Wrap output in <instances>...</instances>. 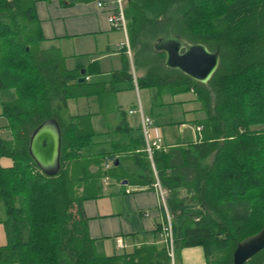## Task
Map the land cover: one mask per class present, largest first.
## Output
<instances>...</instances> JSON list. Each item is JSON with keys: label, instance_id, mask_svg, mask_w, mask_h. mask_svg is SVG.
<instances>
[{"label": "trees", "instance_id": "obj_1", "mask_svg": "<svg viewBox=\"0 0 264 264\" xmlns=\"http://www.w3.org/2000/svg\"><path fill=\"white\" fill-rule=\"evenodd\" d=\"M33 2L0 0V90L14 91L2 103L11 139L0 135V156L13 163L0 166L6 234L0 264H172L165 243L107 256L88 237L77 190L89 176L81 156L89 145V119L64 113L69 98L91 88L58 52L40 49ZM129 2L124 12L136 24L132 33L181 37L220 56L207 84L166 69L163 54H156L142 77L127 69L116 76L172 94L195 92L206 111L198 141L154 150V168L177 211L171 221L174 248L199 245L210 264H232L238 242L264 227V0ZM48 118L61 129L54 176L44 175L28 153L32 131ZM137 155L141 171L133 182L152 186L147 153ZM244 264H264V248Z\"/></svg>", "mask_w": 264, "mask_h": 264}, {"label": "crops", "instance_id": "obj_2", "mask_svg": "<svg viewBox=\"0 0 264 264\" xmlns=\"http://www.w3.org/2000/svg\"><path fill=\"white\" fill-rule=\"evenodd\" d=\"M98 1L105 6H98ZM129 3L124 0L125 9ZM113 6V0L33 2L42 35L40 49L58 52L68 69H79V77L83 68L84 81L90 84L87 94L67 100L64 117L87 115L89 119V145L81 152L82 159L88 162L83 174L89 176L77 192L87 235L96 249L107 256L131 253L145 244L161 245L164 240L158 228L166 223L167 215L172 221L177 213L170 205L171 192L160 184L161 193L154 186L158 177L153 155L151 160L147 154L150 175L155 179L152 186L133 182L141 171L137 154L145 150L141 114L152 120L151 133L160 135L163 148L156 150L161 151L197 142L201 132L198 121L206 117L192 90L172 94L168 89L141 87L135 79L116 76L123 69L135 78L144 76L156 54L165 57L163 51L155 49L156 41L168 37H160L158 32L136 35L132 33L136 24L130 18L126 19L125 30L112 29L107 18ZM121 43L124 44L120 46ZM13 93V89L0 90V135L6 139H11V134L2 115V103ZM113 160L116 168L105 165ZM12 163L10 157L0 156V166L9 167ZM184 194L182 190L181 195ZM2 214L0 202V217ZM5 242L3 226L0 244ZM180 250L179 261L173 256L172 264H210L202 246Z\"/></svg>", "mask_w": 264, "mask_h": 264}, {"label": "water", "instance_id": "obj_3", "mask_svg": "<svg viewBox=\"0 0 264 264\" xmlns=\"http://www.w3.org/2000/svg\"><path fill=\"white\" fill-rule=\"evenodd\" d=\"M155 49L164 52V65L180 71L185 76L207 84L219 65L218 52L210 50L203 43H192L181 37L160 38ZM79 82L85 80V70H80ZM28 153L39 170L46 176H54L60 170L61 129L55 118L41 122L31 133ZM264 248V227L251 236L242 239L232 254V264H244Z\"/></svg>", "mask_w": 264, "mask_h": 264}, {"label": "built area", "instance_id": "obj_4", "mask_svg": "<svg viewBox=\"0 0 264 264\" xmlns=\"http://www.w3.org/2000/svg\"><path fill=\"white\" fill-rule=\"evenodd\" d=\"M98 6L103 7L105 4L102 1L97 2ZM114 6L111 8L108 14V23L112 29H121L125 30L126 28V17H125V5L124 0H113ZM124 43H121L122 46ZM141 113V111H140ZM142 128L145 137V151L147 152L149 158L152 160L153 151L156 149H162L161 137L159 134H152V120L148 116L141 114ZM198 129L200 127H197ZM154 186L157 187L160 192L161 186L158 180L154 183ZM161 234L164 240V243L167 245L168 254L173 259L174 256V244H173V235H172V226L170 217L167 215L166 223L161 227Z\"/></svg>", "mask_w": 264, "mask_h": 264}, {"label": "rangeland", "instance_id": "obj_5", "mask_svg": "<svg viewBox=\"0 0 264 264\" xmlns=\"http://www.w3.org/2000/svg\"><path fill=\"white\" fill-rule=\"evenodd\" d=\"M176 109H178V108H176ZM176 122H178V121H176ZM188 132V133H187ZM186 134H189L190 135V131L188 130H186V132H185ZM0 229H3V226H2V224L0 225ZM180 248H178V247H176L175 249H174V260L176 261V262H178L179 261V254H180Z\"/></svg>", "mask_w": 264, "mask_h": 264}]
</instances>
